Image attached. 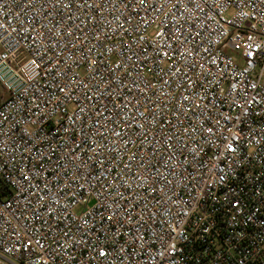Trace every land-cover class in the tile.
I'll return each instance as SVG.
<instances>
[{"label":"built area","instance_id":"1","mask_svg":"<svg viewBox=\"0 0 264 264\" xmlns=\"http://www.w3.org/2000/svg\"><path fill=\"white\" fill-rule=\"evenodd\" d=\"M0 264H264V0H0Z\"/></svg>","mask_w":264,"mask_h":264},{"label":"rangeland","instance_id":"2","mask_svg":"<svg viewBox=\"0 0 264 264\" xmlns=\"http://www.w3.org/2000/svg\"><path fill=\"white\" fill-rule=\"evenodd\" d=\"M8 96H9L8 91L1 85L0 86V104H2V102H4L8 98Z\"/></svg>","mask_w":264,"mask_h":264},{"label":"trees","instance_id":"3","mask_svg":"<svg viewBox=\"0 0 264 264\" xmlns=\"http://www.w3.org/2000/svg\"><path fill=\"white\" fill-rule=\"evenodd\" d=\"M0 86H1V84H0Z\"/></svg>","mask_w":264,"mask_h":264}]
</instances>
